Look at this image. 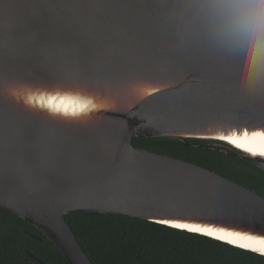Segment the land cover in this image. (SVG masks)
<instances>
[{"label":"water","instance_id":"95a60500","mask_svg":"<svg viewBox=\"0 0 264 264\" xmlns=\"http://www.w3.org/2000/svg\"><path fill=\"white\" fill-rule=\"evenodd\" d=\"M206 3L0 0V208L38 230L67 264H93L64 220L76 211L264 235V196L133 146L151 138L214 141L264 171V158L202 138L232 135L233 125L249 120L218 95L242 107L264 104V76L215 35ZM70 65L89 89L32 83L62 79ZM142 76L150 77L142 87L129 83ZM153 87L166 94L150 96ZM77 93L96 109L53 117L38 104ZM21 169L31 171L30 184Z\"/></svg>","mask_w":264,"mask_h":264},{"label":"trees","instance_id":"16d2710c","mask_svg":"<svg viewBox=\"0 0 264 264\" xmlns=\"http://www.w3.org/2000/svg\"><path fill=\"white\" fill-rule=\"evenodd\" d=\"M222 145L195 139L133 141L137 149L195 164L264 196V171L220 152L228 150ZM64 220L93 264H264L253 252L138 218L76 211ZM27 253L43 264H67L38 230L0 208V264H34Z\"/></svg>","mask_w":264,"mask_h":264},{"label":"snow or ice","instance_id":"6c2138e0","mask_svg":"<svg viewBox=\"0 0 264 264\" xmlns=\"http://www.w3.org/2000/svg\"><path fill=\"white\" fill-rule=\"evenodd\" d=\"M2 47V44H0ZM3 69L0 67V72ZM150 81V77L142 76L137 77L129 81L133 86L142 87L144 84ZM32 83H37L44 87H58L61 89H71V90H87L91 87V84L87 77L81 72L78 66L70 65L68 71L64 78L57 79L55 81H35ZM70 93H65L68 95ZM157 94L164 95L166 90L163 88L153 87L149 91V95L155 97ZM214 94L218 95L217 90H214ZM219 98L226 104L236 108L241 115L249 117L247 123H237L233 125L235 131L232 135H220L215 137H202L203 139H213L225 141L241 151H245L251 155H260L264 157V148L256 147L255 145L264 140V104H261L257 108L242 107L237 104L234 100L226 99L220 95ZM76 97L81 98L79 93ZM91 103V101H88ZM88 103H82L79 105L78 110L73 112V116L84 114L87 115L85 110L88 108ZM93 109L96 106L93 105ZM51 116H58L59 113H50ZM54 138V137H53ZM42 158H47V151L42 152ZM21 178L24 184H30L32 180V173L29 170L21 169ZM250 200L254 201V197H249ZM260 209L264 211V202L259 205ZM249 211H255V206L249 209ZM155 223L164 226H170L178 230H186L190 233L197 235H203L208 238L215 239L221 244H227L234 248H239L244 252H253L259 256L264 257V235L253 236L249 235L247 232L242 231H226L224 228H213L211 226H202L199 223H188L180 222V220H171L160 218Z\"/></svg>","mask_w":264,"mask_h":264},{"label":"clouds","instance_id":"9594fccd","mask_svg":"<svg viewBox=\"0 0 264 264\" xmlns=\"http://www.w3.org/2000/svg\"><path fill=\"white\" fill-rule=\"evenodd\" d=\"M205 9L215 35L241 53L257 78L264 76V0H207ZM255 146L264 148V140Z\"/></svg>","mask_w":264,"mask_h":264},{"label":"bare ground","instance_id":"6f19581e","mask_svg":"<svg viewBox=\"0 0 264 264\" xmlns=\"http://www.w3.org/2000/svg\"><path fill=\"white\" fill-rule=\"evenodd\" d=\"M52 97H54L55 100L54 99H47V98H39L38 104L39 103L41 105L45 104V106L48 107L49 110L51 109L55 113H60V114L66 115V116H73V112L78 110L80 104L88 102V101L87 102L84 101L83 98L78 99L77 97H73V96H60L59 95V96H52ZM76 98H77V100H76ZM40 104H39V106L43 107V105L41 106ZM92 108H93V105L88 103V108L85 110V112L92 110ZM79 115H82V114H79ZM79 115H76V116H79ZM230 145H232V144H230ZM243 152H245V151H243ZM253 156H260V155H253ZM260 157H262V156H260ZM262 158H264V157H262Z\"/></svg>","mask_w":264,"mask_h":264},{"label":"rangeland","instance_id":"374dc122","mask_svg":"<svg viewBox=\"0 0 264 264\" xmlns=\"http://www.w3.org/2000/svg\"><path fill=\"white\" fill-rule=\"evenodd\" d=\"M215 146H219L218 144H215ZM223 146V145H222ZM229 150V149H228Z\"/></svg>","mask_w":264,"mask_h":264}]
</instances>
